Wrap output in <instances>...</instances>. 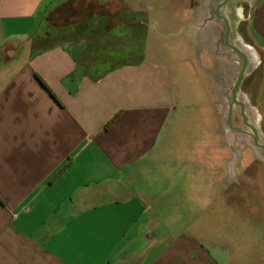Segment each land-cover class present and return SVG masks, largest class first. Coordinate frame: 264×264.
Listing matches in <instances>:
<instances>
[{"label":"crops","instance_id":"crops-1","mask_svg":"<svg viewBox=\"0 0 264 264\" xmlns=\"http://www.w3.org/2000/svg\"><path fill=\"white\" fill-rule=\"evenodd\" d=\"M224 1L127 16L145 26L144 47L130 31L136 46L120 55L143 58L99 71L82 63L90 47L80 34L105 32L130 0H0V264H251L247 234L264 231V210L242 230L233 208L218 209L231 195L217 188L215 106L244 65L226 44L229 25L248 61L240 115L262 142L264 0L247 20L244 4L219 9ZM155 24L180 28L175 54L155 46ZM174 55L184 56L178 81Z\"/></svg>","mask_w":264,"mask_h":264},{"label":"rangeland","instance_id":"rangeland-1","mask_svg":"<svg viewBox=\"0 0 264 264\" xmlns=\"http://www.w3.org/2000/svg\"><path fill=\"white\" fill-rule=\"evenodd\" d=\"M171 1L172 0H130L131 5L134 7L133 10L122 8L115 16H107L105 19V32H102V26H100V33H98L99 27L95 25V27L92 26L88 32L80 34V36L87 38L85 43L91 48H89V50L85 47L86 51H84V54L81 56L82 63L89 59L90 64L93 65L92 67H95V70L105 71L119 63L134 62L143 58V56L120 55L122 52H125V48L130 49L136 46L135 43L130 40V31L139 39L137 48L144 47L142 38L145 35L142 28L145 26H142L140 22L136 24L130 22L131 24H128V21L125 19L128 18L127 16L131 17L132 14H135L139 21L144 20L146 16H159L161 14L160 12L164 10L159 9L158 5L160 3L169 4ZM231 2H234L233 4L235 5H245L246 16L244 18L247 20V14L254 5L253 0H233ZM147 5L153 8H148ZM118 18L122 22L120 25L117 24ZM246 23L247 21L243 23V26L242 24L240 25L239 31L246 32ZM179 30L180 28L174 26L166 29L159 24L152 25L150 28L152 35L156 38L154 41L155 46L161 47L162 45H166L167 48L173 50L172 54L176 53L178 49L177 44H180ZM237 31L238 30H235L231 35V41L233 42H235L234 39L236 38ZM97 36H99V40H97ZM116 37L122 40H118ZM65 43L75 44L79 43V41H69ZM92 48L96 49V51H94L95 54H93ZM189 54L191 55L192 53ZM233 54L241 66L242 58L237 56L234 52ZM183 58L184 56L177 55L166 58L174 67V75L177 81L179 77L177 68L179 66V61L183 60ZM236 72L238 73V69ZM237 76L236 74L233 82L227 85V87H225V83V86H220L218 90L219 104L215 106L218 118L216 121L217 144L215 146L219 164L217 170V188L219 194L227 193L229 194L228 196L231 195L230 200L227 202L226 200L218 201V209L233 208L237 214L234 219L235 227L242 230L249 227L251 230H255L253 227H256L259 223H263V221L261 222V218L256 214L257 211L264 210V152L256 146L252 137L239 134L230 135L231 130L228 126L229 104L232 101V90L236 85ZM238 97L241 101L245 100L242 91H240ZM233 110V126L245 130L248 134L252 135L253 131L246 127L242 121L240 107L235 106ZM247 111H251L250 105H247ZM252 112L253 114L251 113L248 115L249 123L256 125L255 114L254 111ZM231 140H233L234 143V155L226 153L227 148L229 150ZM242 163H244V166ZM247 214L250 216H247ZM248 233L247 235L253 238L246 243L244 248L248 261L253 264L255 258H257L256 254L260 253L259 259L263 262L262 264H264V231L259 234Z\"/></svg>","mask_w":264,"mask_h":264},{"label":"water","instance_id":"water-1","mask_svg":"<svg viewBox=\"0 0 264 264\" xmlns=\"http://www.w3.org/2000/svg\"><path fill=\"white\" fill-rule=\"evenodd\" d=\"M230 1H232V0H225L221 4L219 9L222 8L223 6L227 5ZM229 36H230V27H229V25H227L226 44H227V46L230 49H232L236 54H238L239 56H241L244 59V65H243V67L240 70V74H239L238 80H237L236 85H235V87L233 89V92H232V102L229 104L230 111H229V116H228V124H229V127L231 129L235 130V128H233V126L231 125L233 108H234V106L241 107L242 113H243V111L246 108L245 103L240 101L238 96H239V93H240L242 82H243V80H244V78L246 76V71H247V68H248V61H247L246 54H244V52L240 48H238V47H236L234 45H231L229 43ZM250 129L253 131V134L258 136L257 129H256L255 126L250 125ZM254 141H255L256 146L264 152V139L261 142V141H259L258 137H254Z\"/></svg>","mask_w":264,"mask_h":264},{"label":"bare ground","instance_id":"bare-ground-1","mask_svg":"<svg viewBox=\"0 0 264 264\" xmlns=\"http://www.w3.org/2000/svg\"><path fill=\"white\" fill-rule=\"evenodd\" d=\"M248 50H250L254 55H256V52L253 49L248 48Z\"/></svg>","mask_w":264,"mask_h":264},{"label":"flooded vegetation","instance_id":"flooded-vegetation-1","mask_svg":"<svg viewBox=\"0 0 264 264\" xmlns=\"http://www.w3.org/2000/svg\"><path fill=\"white\" fill-rule=\"evenodd\" d=\"M253 139H254V137H258L257 135H255V134H253V136H251Z\"/></svg>","mask_w":264,"mask_h":264}]
</instances>
